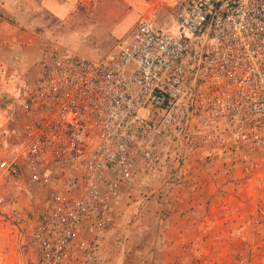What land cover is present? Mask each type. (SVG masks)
I'll return each mask as SVG.
<instances>
[{
    "label": "built area",
    "instance_id": "2783aa9c",
    "mask_svg": "<svg viewBox=\"0 0 264 264\" xmlns=\"http://www.w3.org/2000/svg\"><path fill=\"white\" fill-rule=\"evenodd\" d=\"M171 2V28L142 16L99 60L48 45L16 102L22 143L0 147V182L46 193L35 211L0 214L28 231L37 264L86 250L84 222L107 225L122 188L168 154L173 179L189 155L264 168V0Z\"/></svg>",
    "mask_w": 264,
    "mask_h": 264
},
{
    "label": "rangeland",
    "instance_id": "374dc122",
    "mask_svg": "<svg viewBox=\"0 0 264 264\" xmlns=\"http://www.w3.org/2000/svg\"><path fill=\"white\" fill-rule=\"evenodd\" d=\"M31 1L38 5L0 0V147L10 155L22 143L16 102L35 79L48 45L99 60L127 38L140 17L150 15L157 25L171 28L174 14L171 0H64L67 12L61 5L54 15L42 0ZM174 158L168 154L164 170L140 172L122 188L107 225L77 239L87 249L75 247L71 264H264V168L227 171L220 160L189 155L173 179ZM44 191L0 182L5 198L0 213L35 211ZM26 232H16L0 214V264H37ZM158 237L164 249L157 252Z\"/></svg>",
    "mask_w": 264,
    "mask_h": 264
},
{
    "label": "crops",
    "instance_id": "0c3cea01",
    "mask_svg": "<svg viewBox=\"0 0 264 264\" xmlns=\"http://www.w3.org/2000/svg\"><path fill=\"white\" fill-rule=\"evenodd\" d=\"M29 2H30V5H34V6H37L38 5V3H35V2H33V1H31V0H29ZM41 5L47 10V11H49L50 13H54V11L55 10H61V5H64L65 6V8L63 9L64 10V12H67V10H68V3H64V0H42L41 1ZM54 15V14H53ZM20 22H18V21H16V25L18 24V26L20 27L21 25H22V23H20ZM16 28H18L17 26H16ZM22 33V32H21ZM20 36H24L23 34L22 35H20ZM27 39H30V42H31V37L29 38H27ZM34 40H36V42L38 41V39L37 38H34ZM12 41H14L13 42V44L16 46L17 45V43H16V39L15 40H12ZM30 43L28 42V44L27 45H29ZM12 45V44H11ZM27 47V46H26ZM25 49H27V48H25ZM25 49H23V51H22V49H21V53H23V52H25L26 50ZM19 53V52H18ZM19 54H15V55H13V59H12V61L14 62V63H16V59H17V56H18ZM5 63V66H10V64H11V58H10V60H7V61H4ZM128 186V185H127ZM45 191H44V193H43V195H45ZM120 198V197H119ZM43 199V198H42ZM209 199H207L206 200V203H207V201H208ZM28 202H30L31 203V200L29 199V201ZM32 202H34V200L32 201ZM27 211V210H26ZM23 212H25V211H23ZM206 220H211V214L209 213L208 215L206 214ZM224 216V215H223ZM111 215H109V221L111 220ZM225 217V216H224ZM90 219H87L85 222H84V224H83V226L81 227V229L79 230V233L77 234V238H76V243H78V241H77V239L78 238H86V237H88V236H91L90 234L92 233V232H98L100 229H98V228H96L95 226H92L91 224H90ZM157 233H162V232H157ZM92 237V236H91ZM87 240V239H86ZM83 242V241H82ZM156 248H157V252H158V250H159V248H163L164 249V244L162 243V241H161V238L160 237H158V241H157V244H156ZM74 253V252H73ZM72 260H74V256H73V254H72V256H71V258H67V259H65L61 264H71V262H72Z\"/></svg>",
    "mask_w": 264,
    "mask_h": 264
}]
</instances>
